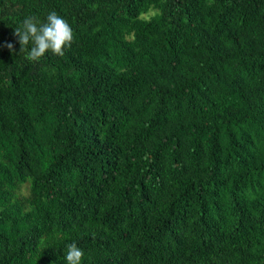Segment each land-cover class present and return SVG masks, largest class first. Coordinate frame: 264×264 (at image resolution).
Wrapping results in <instances>:
<instances>
[{"label":"trees","instance_id":"16d2710c","mask_svg":"<svg viewBox=\"0 0 264 264\" xmlns=\"http://www.w3.org/2000/svg\"><path fill=\"white\" fill-rule=\"evenodd\" d=\"M52 11L73 40L30 61L15 28ZM73 242L264 264V0H0V264Z\"/></svg>","mask_w":264,"mask_h":264},{"label":"clouds","instance_id":"9594fccd","mask_svg":"<svg viewBox=\"0 0 264 264\" xmlns=\"http://www.w3.org/2000/svg\"><path fill=\"white\" fill-rule=\"evenodd\" d=\"M15 35L19 39L20 51H25L30 61H39L49 50L54 55L62 56L64 48L70 46L73 40L71 26L55 11L50 12L43 23L34 17L25 18L22 27L15 28ZM30 42L32 46L29 49L27 46ZM7 47L12 49L13 45L9 43ZM66 247L67 264H81L84 251L75 242Z\"/></svg>","mask_w":264,"mask_h":264},{"label":"rangeland","instance_id":"374dc122","mask_svg":"<svg viewBox=\"0 0 264 264\" xmlns=\"http://www.w3.org/2000/svg\"><path fill=\"white\" fill-rule=\"evenodd\" d=\"M150 14H151V12L147 13L146 16H147V15H150Z\"/></svg>","mask_w":264,"mask_h":264}]
</instances>
